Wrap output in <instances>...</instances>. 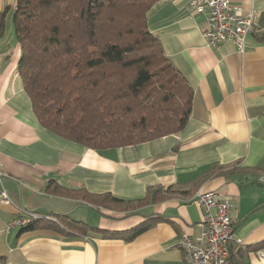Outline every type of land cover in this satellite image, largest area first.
I'll list each match as a JSON object with an SVG mask.
<instances>
[{
	"label": "crops",
	"instance_id": "obj_1",
	"mask_svg": "<svg viewBox=\"0 0 264 264\" xmlns=\"http://www.w3.org/2000/svg\"><path fill=\"white\" fill-rule=\"evenodd\" d=\"M228 1L253 11L252 31H264V0ZM189 3L157 0L146 13L149 30L193 90L185 126L175 134L98 151L39 124L17 73L14 0H0V13L5 11L0 36V191L7 197L5 201L0 194V257L7 264H185L177 240L183 233L199 236L201 209L192 198L207 191L229 198L233 228L254 211L233 233L241 245L264 241V187L247 184L264 177V42L250 34L242 52L230 41L208 46L202 35L207 17L192 13ZM229 163L243 168L241 181L211 171L215 164ZM200 177L189 194H173L132 210L92 206L45 189L54 180L63 187L132 200L144 197L149 187ZM21 210L47 215L62 230L8 227ZM146 220L152 226L132 240L102 233L122 232ZM68 221L98 230L68 232L62 226ZM241 245L231 243L235 250ZM257 252L248 253L249 264H263Z\"/></svg>",
	"mask_w": 264,
	"mask_h": 264
},
{
	"label": "trees",
	"instance_id": "obj_2",
	"mask_svg": "<svg viewBox=\"0 0 264 264\" xmlns=\"http://www.w3.org/2000/svg\"><path fill=\"white\" fill-rule=\"evenodd\" d=\"M156 1L14 0L17 73L43 128L100 151L175 134L185 126L193 90L149 30L146 13ZM251 34L264 42V31ZM236 164H215L211 171L241 181L243 168ZM201 181L200 177L166 188L149 187L144 197L132 200L63 187L54 180L45 189L92 206L132 210L173 194H189ZM152 224L146 220L122 232L102 233L128 241ZM62 226L79 234L98 230L81 222ZM36 228L62 230L41 219L21 231ZM261 248L264 241L232 247L235 264H249L248 253ZM0 264L7 263L0 257Z\"/></svg>",
	"mask_w": 264,
	"mask_h": 264
},
{
	"label": "built area",
	"instance_id": "obj_3",
	"mask_svg": "<svg viewBox=\"0 0 264 264\" xmlns=\"http://www.w3.org/2000/svg\"><path fill=\"white\" fill-rule=\"evenodd\" d=\"M189 5L192 13L207 17V28L202 35L208 46L214 48L230 41L239 51L245 50L254 27L253 11H245L228 0H190ZM0 194L7 201L5 193L0 191ZM192 202L201 209L200 234L196 238L185 233L179 236L177 245L185 264H230L231 243L241 245L242 240L233 237V205L229 198L218 191H207L194 195ZM41 219L53 220L35 211L21 210L19 216L9 221L8 227H24ZM257 254L264 264V249Z\"/></svg>",
	"mask_w": 264,
	"mask_h": 264
},
{
	"label": "water",
	"instance_id": "obj_4",
	"mask_svg": "<svg viewBox=\"0 0 264 264\" xmlns=\"http://www.w3.org/2000/svg\"><path fill=\"white\" fill-rule=\"evenodd\" d=\"M254 211L248 213L247 215H245L237 224L236 226L233 228V233L234 231L247 219L251 216V214L253 213ZM230 260H231V263L232 264H235V261H234V257H233V254L231 253V257H230Z\"/></svg>",
	"mask_w": 264,
	"mask_h": 264
},
{
	"label": "rangeland",
	"instance_id": "obj_5",
	"mask_svg": "<svg viewBox=\"0 0 264 264\" xmlns=\"http://www.w3.org/2000/svg\"><path fill=\"white\" fill-rule=\"evenodd\" d=\"M11 19H12V16H11ZM247 182H248L247 184H249V183L252 184L253 183L254 186L264 187V177H261L260 179H252V180H249ZM262 204H264V203H262Z\"/></svg>",
	"mask_w": 264,
	"mask_h": 264
}]
</instances>
